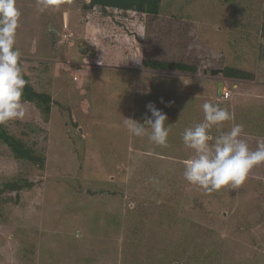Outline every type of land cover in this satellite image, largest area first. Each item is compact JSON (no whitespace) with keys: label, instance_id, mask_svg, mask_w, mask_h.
Masks as SVG:
<instances>
[{"label":"rangeland","instance_id":"obj_1","mask_svg":"<svg viewBox=\"0 0 264 264\" xmlns=\"http://www.w3.org/2000/svg\"><path fill=\"white\" fill-rule=\"evenodd\" d=\"M248 4L254 7L247 10ZM83 5L59 0L56 7L41 13L35 1L17 0L21 18L16 47L21 59L28 61L23 75L35 90H48L54 100L71 105V111L63 112V118L53 114L46 125L33 105L24 104L23 119L2 124L10 135L43 155L46 163L42 170L30 168L32 172L26 176L0 143V189L18 175L33 184L4 194L7 202H0V264H32L22 256L24 248L32 244L36 253L33 264H70L74 259L79 264H264V172L248 176L241 187L247 186L244 192L223 187L218 192L222 199L200 188L197 193L192 185L185 187L188 182L182 169L193 153L185 148L181 134L202 121L205 101L221 106L216 84L195 79L203 76L169 79L166 74L159 77L138 71L144 60L198 63L200 75L207 66L210 72L231 65L252 69L251 55L264 43L259 37L264 26L262 0L227 4L220 0H162L160 15L149 29L141 31L136 23L130 24L132 38L123 29L113 35L112 24L104 26L96 16L89 18L82 13ZM183 14L195 21L185 20ZM240 29L241 34L237 33ZM51 35L58 38L55 50L49 46L47 36ZM70 39L78 46L66 54L61 44L72 45ZM206 39H211V45ZM226 41L233 49L222 60ZM80 46L93 56L80 55ZM242 52L241 59L235 56ZM263 63L259 60L251 71L256 81L233 89L231 98L222 103L234 120L225 122L220 130L226 131L225 125L229 129L234 122L250 133L253 128L258 137L251 135L253 140L264 138ZM81 65L90 70L80 72L77 66ZM96 67L104 75L99 84L98 72L93 71ZM108 76H115L110 81L116 86L108 83ZM114 92L123 96L121 102ZM150 102L167 115L166 147L151 144L147 135H132L125 126V119L143 123L145 115L150 116L146 108ZM98 117L108 124L102 126ZM71 119L80 126L64 122ZM41 129L46 130L44 134L39 133ZM211 133L217 135V128ZM251 138L249 142H253ZM152 178L158 182H151ZM178 183L185 187L181 196L177 195ZM197 197L201 207L193 202ZM131 202L139 213L131 210ZM86 203L91 206L85 207ZM111 216L121 221L111 225L114 231L115 227L121 230L113 235L107 226ZM31 228L38 232L29 242L23 231ZM94 231L110 238L106 245L96 247L100 251L88 249L86 239L81 238V234L92 237ZM170 231L171 241L183 244L175 252L162 239ZM79 253L90 259L80 260Z\"/></svg>","mask_w":264,"mask_h":264},{"label":"clouds","instance_id":"obj_2","mask_svg":"<svg viewBox=\"0 0 264 264\" xmlns=\"http://www.w3.org/2000/svg\"><path fill=\"white\" fill-rule=\"evenodd\" d=\"M58 3L59 0H36V7L43 13L56 7ZM20 18L21 12L17 7V0H0V124L23 119L25 116L22 97L27 81L20 63L21 52L16 47ZM82 48L86 47L80 46L79 54H82ZM230 67L243 70L237 65ZM211 70L207 66L202 75L198 70L197 75L186 77L203 76L195 79L213 81L216 83L217 91L220 84V95L217 93L220 104L231 98L233 89L241 83L245 85L243 82L246 83V81L222 78L224 68L219 72L216 70L210 72ZM216 75H219L220 79L215 77ZM167 76L171 78L170 75ZM253 81H256V78L251 82ZM146 108L150 116L145 115L143 123L125 119V126L132 135L136 137L147 135L151 144L166 147L170 131L165 124L167 115L156 108L154 103L150 102ZM202 111V121L186 127L181 134L185 148L193 153L184 163L183 178L205 193L218 191L225 186L235 189L246 181L251 169L264 164V138L258 139L255 150H252L244 138L247 133L242 124L233 122L228 130H220L225 122L234 120L227 108L205 101L202 104ZM213 127L218 130L215 136L210 131ZM151 182L158 181L152 178ZM129 207L134 208L135 203L131 202Z\"/></svg>","mask_w":264,"mask_h":264},{"label":"trees","instance_id":"obj_3","mask_svg":"<svg viewBox=\"0 0 264 264\" xmlns=\"http://www.w3.org/2000/svg\"><path fill=\"white\" fill-rule=\"evenodd\" d=\"M32 2H36V0H31ZM72 3H81L83 2L84 5L82 7V13H84L85 15L89 16V18H95L93 16H96L98 21L100 23H104V26H109L110 24H112L113 27V35L117 34V32H119L120 29H123L125 34L132 38L133 32L129 29L131 28L130 24L132 23H136V25L138 26L137 29H140L141 31H143L144 29H149L154 23L155 21H157V17L160 15V11L162 8V0H69ZM222 3L227 4L228 2H230L231 0H220ZM262 4H264V0H262ZM32 5V3H31ZM238 6L242 9L243 7L241 6V4H238ZM254 7L251 5H247L246 9L249 10L250 8ZM246 10V11H247ZM198 11V9H197ZM200 11V10H199ZM198 11V12H199ZM240 11V10H237ZM243 11V9H242ZM176 16V15H175ZM175 16L170 17L171 19H173ZM178 16V15H177ZM185 16V20L187 21H195V17H189L186 14H183L181 17ZM264 16V14H263ZM96 19V18H95ZM86 20V19H85ZM172 25V22H171ZM149 27V28H148ZM166 27L170 28V25H166ZM43 28H46V26H44ZM142 28V29H141ZM238 27H234L232 28L233 30H236ZM49 31V29H48ZM216 32H219L218 30H214ZM132 32V34L130 33ZM237 33L241 34L242 30H238ZM45 32V36H46ZM220 34V32H219ZM137 35V34H134ZM50 44L49 46H51L50 48L55 50L57 49V47H59L58 44V38L56 36H47ZM62 37V35H61ZM259 37L262 38L263 42H264V26H261V30H260V34ZM70 41L72 42V39H70ZM207 43L211 45V39H206ZM241 41V39H240ZM227 42L226 45V49L224 51H222L221 53H223L224 57H222V60H224L229 53H232V49L233 46L229 45L231 44V42ZM239 42V40H238ZM72 45H69L66 43V45L61 44L62 47L66 48V54L70 53L69 51H74L75 48L78 46V44L75 45V42H72ZM235 49V48H234ZM58 53L59 51L56 50ZM80 55H87V54H80ZM93 55V54H92ZM217 55V54H215ZM238 56L237 58L241 59L243 57V52L240 54H236L235 56ZM249 56V55H248ZM56 57V56H55ZM205 57L207 58V56L205 55ZM218 57V56H217ZM251 58L254 59V66H256V64L258 63V61L260 60L262 63L264 62V43H260L258 44V49L255 51V55H251ZM259 58V59H258ZM215 59V58H213ZM20 63L22 65V69L24 71V63L28 64V61H26V59L24 60H20ZM201 63V62H200ZM189 64V65H188ZM198 64V63H197ZM196 63H184V64H178V63H168L165 61H152V60H144L141 62L140 68L138 71H144L146 73H152L154 74V76H159L162 77V75H170L171 78H175V77H181V75H187V76H194L198 74V66ZM264 64V63H263ZM26 69L30 70V66L26 65ZM252 67V69H253ZM32 69V68H31ZM77 69L81 72L83 71H88L90 70L88 67L86 66H77ZM250 69V70H249ZM251 66H248V69L246 70H239L235 67H230L227 66L224 68L223 70V74H222V78H226V79H231V80H241V81H252L254 80V77H252L251 75ZM100 67H96L95 69L93 68V71L98 72L97 73V84H99L102 80V75H99V71H100ZM264 71V69H262L261 73ZM105 73V72H104ZM25 80L27 81V84L24 87L23 90V102L24 104H31L34 106L35 110L39 112V116L42 118L43 123L44 124H48L50 121V116H53V114H58L57 117L59 118H63V112H67L70 113V106L68 105L66 106V104H61L59 101L54 100V96H52L51 93L47 92L48 90H35L33 88V86L31 85V83H29L28 78H26L24 76ZM108 83H111V79L115 78V76H108ZM165 78V77H164ZM169 78V79H171ZM168 79V78H165ZM245 83V82H243ZM216 84V83H215ZM115 85V84H112ZM116 86V85H115ZM105 87V86H104ZM103 87V88H104ZM240 87H244V85L241 83ZM116 92H114V96H116ZM119 99V100H118ZM123 99V96H121L119 98V95L116 96V100H118L119 102H121V100ZM93 100V98H92ZM123 104V103H122ZM222 106V104H221ZM126 110H129V108H125ZM67 110V111H66ZM55 112V113H54ZM62 115V116H61ZM72 115V114H71ZM98 121L101 124V122H103V125H106L108 123H105L100 117H98ZM65 123H67L69 126L71 127H77L80 126L78 122H76L75 119H71L69 120V122L67 120H64ZM93 124V120L91 121ZM225 129L228 130L227 125H225ZM257 129V128H256ZM128 130V129H127ZM245 130L248 132L247 136L244 137L249 145V147L254 150V148H256V144H257V140H253V138H251V135L255 134L252 132H255V130H251V133L245 128ZM41 132H39L40 134H44V129L40 130ZM211 131V130H210ZM212 135H215V133H211ZM251 138V140H253V142H249L248 138ZM258 137L255 134V139H257ZM0 143L3 144L10 152L11 154V158L19 163L22 166V172L24 173V175H28L30 174V172H32V169H38V170H42L44 169V165L46 163V160L44 158L43 155H41L40 153H38L36 151V149L32 148L30 145L26 144L25 141H23L20 138H17L13 135H10L8 133V131L4 128V126H2V124H0ZM182 171H184V167L182 169ZM263 173L264 172V164H260L256 167H254L253 169L250 170L248 176L250 175H254V174H259V173ZM29 181H27V180ZM23 178L20 177V175H18V177L11 182V184H3L2 188L4 187V189H0V202H4L6 203L7 200L4 199V194L8 193V192H18L21 191L22 189H28L29 187H31L33 184L32 182L29 180V178ZM110 180V179H109ZM141 180V179H140ZM185 183V182H184ZM246 184V182L244 183ZM188 186H190L189 183H185V187L188 188ZM185 187L183 186L182 183H178L177 184V195L181 196V192H184ZM242 185H240L239 187L233 189L232 190H237L240 192H244L247 190V186L243 188H241ZM242 190H240V189ZM191 189H193L195 192L199 193V188L195 187V186H191ZM100 191V190H98ZM218 191H214L211 192L209 194H216L219 195ZM102 192H100L101 194ZM87 194L92 197V196H96L95 193H91V192H87ZM213 194V195H214ZM220 197V195H219ZM221 198V197H220ZM222 199V198H221ZM244 200H241L239 202H243ZM93 202V201H92ZM174 202V201H172ZM194 204L197 206L199 205V207H201V200L199 197L196 198V200H193ZM5 205V204H4ZM87 205L91 206L90 203H86ZM18 206H13L12 208H15ZM138 207H134L133 209H131L132 211L139 213L140 209ZM129 209V208H128ZM44 212V211H43ZM219 215L222 216V213L220 212ZM104 218V217H103ZM108 218V217H107ZM43 218H41V221ZM101 218H99L100 221ZM3 219L1 218L0 221H2ZM262 220V219H261ZM52 221V220H51ZM120 219L118 218V216H111L107 219V226L108 228H111L112 224L115 223L117 226L118 224L121 222H119ZM223 220H220L219 222V226L222 223ZM48 226H50V224H47ZM185 225V224H184ZM115 231L114 228H111V233L112 235L114 233H119V228L115 227ZM24 235L26 234V237L29 239H33L35 237H37V229L32 230H26L23 231ZM109 232H107L108 234ZM171 234L173 235V232H168V234L166 235L165 238H162L164 240L165 243L168 244V246L170 245L171 248L173 249V252L176 251V249L178 247H182L183 244L179 243L178 240L175 241H171V239L169 238V236H171ZM34 235V236H32ZM80 237L85 240L86 242V247L89 249H94L97 251H100V248H97V246L100 245H106V242L108 241L107 239L110 238H105L107 235H105V233H101L98 231V233L96 231H94V233H92V237H86L84 238L83 234H81ZM117 235V234H116ZM74 239L78 238V236H76L74 234ZM108 237V236H107ZM39 238V237H38ZM41 239V238H40ZM48 239H51V237ZM33 241V240H32ZM88 244V246H87ZM35 247V245L32 244L31 248L30 247H25L24 248V252L22 254V256H24V260L27 261L28 263H32V258L36 255L35 250L33 249ZM104 247V246H102ZM96 251V252H97ZM80 255V260L85 258V262L90 259L88 258L84 253H79ZM39 257V256H38ZM37 257V258H38ZM197 261V260H196ZM118 264V261H116ZM198 262V261H197ZM88 263V262H87ZM70 264H79L77 259L71 260Z\"/></svg>","mask_w":264,"mask_h":264},{"label":"water","instance_id":"obj_4","mask_svg":"<svg viewBox=\"0 0 264 264\" xmlns=\"http://www.w3.org/2000/svg\"><path fill=\"white\" fill-rule=\"evenodd\" d=\"M81 53L82 54H87L89 57L93 56L92 55V51H89L87 48H82ZM220 88H221V85L219 84L218 85V91H217L218 95H220V91H221Z\"/></svg>","mask_w":264,"mask_h":264}]
</instances>
